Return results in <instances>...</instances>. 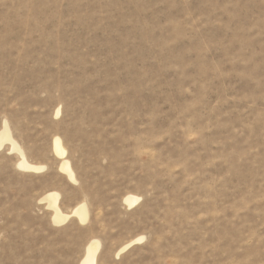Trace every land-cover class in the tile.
<instances>
[{
  "label": "rangeland",
  "instance_id": "1",
  "mask_svg": "<svg viewBox=\"0 0 264 264\" xmlns=\"http://www.w3.org/2000/svg\"><path fill=\"white\" fill-rule=\"evenodd\" d=\"M4 122L0 264H264V0H0Z\"/></svg>",
  "mask_w": 264,
  "mask_h": 264
},
{
  "label": "bare ground",
  "instance_id": "2",
  "mask_svg": "<svg viewBox=\"0 0 264 264\" xmlns=\"http://www.w3.org/2000/svg\"><path fill=\"white\" fill-rule=\"evenodd\" d=\"M59 112L60 111L57 108L55 114L58 115ZM5 144H7L8 146L7 149L9 152H16L18 154L19 157L17 161L18 168L23 169L25 171L30 170V171H38V172L39 170H43L45 168V166L43 165L34 164L27 160L22 148L12 136L11 130L7 122H4L3 126L0 129V149L3 148ZM52 150L54 155L60 159L58 164L59 172L65 175V177L69 181L76 182L75 173L73 171L69 159L66 158L67 152L59 136H55L53 138ZM58 200H59V193L56 191L47 192L39 200V202H45L47 208L51 210L52 222L55 225H60L65 223L70 217H75L81 223L87 221L88 209H87V205L84 202L75 205L69 212H64L60 209L61 207H59ZM138 200L139 197L131 194H128L124 197V202L126 203V205L130 207L135 205L138 202ZM142 238L143 237L132 239L131 241L122 245L116 251V257H118L122 252L127 250L131 245H133L137 241L139 242V240H141ZM100 248H101V242L99 239L97 238L90 239L85 246L84 253L79 264H97V256L100 251Z\"/></svg>",
  "mask_w": 264,
  "mask_h": 264
}]
</instances>
